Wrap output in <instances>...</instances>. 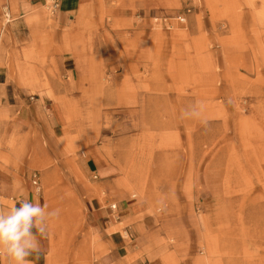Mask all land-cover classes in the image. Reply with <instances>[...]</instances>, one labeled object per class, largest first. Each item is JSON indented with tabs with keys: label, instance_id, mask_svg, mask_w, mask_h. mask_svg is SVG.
<instances>
[{
	"label": "rangeland",
	"instance_id": "rangeland-1",
	"mask_svg": "<svg viewBox=\"0 0 264 264\" xmlns=\"http://www.w3.org/2000/svg\"><path fill=\"white\" fill-rule=\"evenodd\" d=\"M16 2L0 0V171L59 209L49 263L103 253L95 197L144 203L164 264H264V0Z\"/></svg>",
	"mask_w": 264,
	"mask_h": 264
},
{
	"label": "crops",
	"instance_id": "crops-1",
	"mask_svg": "<svg viewBox=\"0 0 264 264\" xmlns=\"http://www.w3.org/2000/svg\"><path fill=\"white\" fill-rule=\"evenodd\" d=\"M17 7L42 3L43 0H17ZM79 6V0H63L64 9L71 8V4ZM22 8V7H21ZM4 73L0 70V85L5 83ZM27 105L21 110L27 112ZM20 111V110H19ZM29 112V111H28ZM19 188L15 187L12 180L4 171H0V210L7 211L13 206L19 207L20 199L35 202L32 196L26 197ZM11 202V203H10ZM111 200L101 202L98 198H89L88 212L89 223L93 233L98 239H93V248L98 246L105 250L93 264H164L157 256L150 257L156 252L154 242L156 233L150 227L153 222L151 217L145 214L146 205L141 202H133L128 198L116 200L111 207ZM49 241L40 238V251L33 253L28 259L32 264L49 263ZM0 264H8L5 256L0 255Z\"/></svg>",
	"mask_w": 264,
	"mask_h": 264
},
{
	"label": "clouds",
	"instance_id": "clouds-1",
	"mask_svg": "<svg viewBox=\"0 0 264 264\" xmlns=\"http://www.w3.org/2000/svg\"><path fill=\"white\" fill-rule=\"evenodd\" d=\"M185 109L183 116L199 115L196 106ZM205 126L207 121H201ZM39 191V189H37ZM19 207L0 210V255L8 264H32L28 259L40 251V238H47L50 222L59 217V209L47 210L46 204L19 200Z\"/></svg>",
	"mask_w": 264,
	"mask_h": 264
},
{
	"label": "built area",
	"instance_id": "built-area-1",
	"mask_svg": "<svg viewBox=\"0 0 264 264\" xmlns=\"http://www.w3.org/2000/svg\"><path fill=\"white\" fill-rule=\"evenodd\" d=\"M62 1L63 0H44V5L50 12H55L61 7ZM96 176V174L93 175L94 178H96ZM31 178L32 185L36 190L39 189V179L36 174H33ZM111 207H114V205L112 204Z\"/></svg>",
	"mask_w": 264,
	"mask_h": 264
}]
</instances>
